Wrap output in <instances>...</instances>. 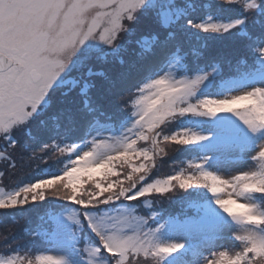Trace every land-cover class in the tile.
<instances>
[{
    "label": "snow or ice",
    "instance_id": "snow-or-ice-1",
    "mask_svg": "<svg viewBox=\"0 0 264 264\" xmlns=\"http://www.w3.org/2000/svg\"><path fill=\"white\" fill-rule=\"evenodd\" d=\"M0 217V264H264V0H0Z\"/></svg>",
    "mask_w": 264,
    "mask_h": 264
},
{
    "label": "trees",
    "instance_id": "trees-1",
    "mask_svg": "<svg viewBox=\"0 0 264 264\" xmlns=\"http://www.w3.org/2000/svg\"><path fill=\"white\" fill-rule=\"evenodd\" d=\"M170 156L175 157V159H177V160L186 158V157H184V156H182V155H180L179 153H176V152L174 154L170 155ZM170 165H171V161H169L168 163L164 162L163 166L161 167V172L163 171V174L169 173L171 171ZM164 207H168V205L165 204ZM5 220H7V219H5ZM24 224H25V220L24 219H18L17 223H12L13 229L11 230V233L9 235L12 236V237L19 238L22 235V229L24 227Z\"/></svg>",
    "mask_w": 264,
    "mask_h": 264
},
{
    "label": "rangeland",
    "instance_id": "rangeland-1",
    "mask_svg": "<svg viewBox=\"0 0 264 264\" xmlns=\"http://www.w3.org/2000/svg\"><path fill=\"white\" fill-rule=\"evenodd\" d=\"M167 151L169 152V155H172L175 153L171 146L167 149ZM169 161L170 160L166 159L164 162L168 163ZM161 174H163V171L161 172ZM0 218H2V217H0ZM12 229H13L12 222L10 220H5L4 223L0 224V236L9 235L11 233Z\"/></svg>",
    "mask_w": 264,
    "mask_h": 264
}]
</instances>
